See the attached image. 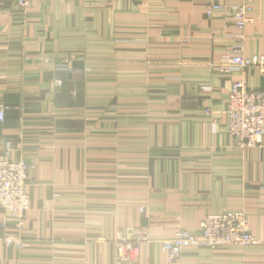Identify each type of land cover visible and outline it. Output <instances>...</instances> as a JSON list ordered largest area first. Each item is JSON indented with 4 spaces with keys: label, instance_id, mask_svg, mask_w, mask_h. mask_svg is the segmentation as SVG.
<instances>
[{
    "label": "crops",
    "instance_id": "0c3cea01",
    "mask_svg": "<svg viewBox=\"0 0 264 264\" xmlns=\"http://www.w3.org/2000/svg\"><path fill=\"white\" fill-rule=\"evenodd\" d=\"M246 2L239 31L207 0H0V156L10 140L31 165L28 246L0 243V264H115L116 232L136 227L151 239L137 264H264V134L234 145L226 98L243 72L219 66L240 32L245 55H264V0ZM240 209L258 244L187 246L168 262L161 240ZM14 222L0 208V235Z\"/></svg>",
    "mask_w": 264,
    "mask_h": 264
},
{
    "label": "built area",
    "instance_id": "2783aa9c",
    "mask_svg": "<svg viewBox=\"0 0 264 264\" xmlns=\"http://www.w3.org/2000/svg\"><path fill=\"white\" fill-rule=\"evenodd\" d=\"M32 1L16 0L19 9L24 11ZM51 2L52 0H40ZM248 0L241 4L227 3L225 0H207V15L215 11H224L235 22L241 31L247 22ZM238 45L235 50L225 52L220 59V68L228 72L230 67H237L243 76L234 81L227 93L226 114L227 131L234 139V145L240 149L257 146L264 134V88L252 89L246 84L244 71L250 69L264 78V55H245L242 52L244 35H236ZM65 63H60V70L66 69ZM61 79H55L54 85L62 86ZM207 112H209L207 110ZM4 120V110L0 106V123ZM12 142H4L3 153L0 156V208L7 209L15 222V233L0 235V243L6 246L24 248L28 242L22 237L25 213L29 207L27 179L30 164L23 158L11 159L9 153ZM0 226H3L0 224ZM148 231L133 228L128 233L117 231L114 237L116 249L115 264H137V254L140 246L150 241ZM260 241L249 230L247 214L243 209L227 210L221 213H207L200 221L199 231L191 232L180 228L167 239L160 241L161 249L166 253L169 263L176 262L181 257L183 248L187 246L216 249L229 245L258 244Z\"/></svg>",
    "mask_w": 264,
    "mask_h": 264
},
{
    "label": "rangeland",
    "instance_id": "374dc122",
    "mask_svg": "<svg viewBox=\"0 0 264 264\" xmlns=\"http://www.w3.org/2000/svg\"><path fill=\"white\" fill-rule=\"evenodd\" d=\"M57 79V78H56ZM58 79H60V78H58ZM55 80V79H54ZM62 80V79H61ZM63 82V81H62ZM53 83H54V81H53ZM63 84V83H62Z\"/></svg>",
    "mask_w": 264,
    "mask_h": 264
}]
</instances>
